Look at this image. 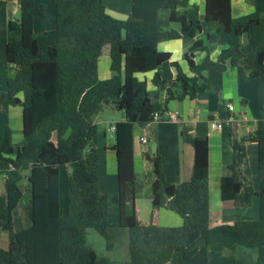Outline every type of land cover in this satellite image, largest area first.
<instances>
[{
	"label": "trees",
	"instance_id": "obj_1",
	"mask_svg": "<svg viewBox=\"0 0 264 264\" xmlns=\"http://www.w3.org/2000/svg\"><path fill=\"white\" fill-rule=\"evenodd\" d=\"M17 2L19 19L9 15L5 59L9 73L0 91V112L20 106L22 139L12 143V130L0 127V264H112L87 243L93 229L112 249L108 220L109 198L99 191L97 117L105 107L123 120L114 125L113 149L117 191L111 197L118 208L116 226L129 231V264H208L210 248L220 240L255 248V264H264V118L246 138L237 140L231 129L233 156L230 174L220 179V199L245 209L258 200L257 217L236 216L233 224L209 225V142L206 136L183 131L193 148L190 179L169 183L158 153H143L151 164L148 197L154 208L177 214L180 226L140 225L135 213H126L141 188L134 170L133 131L166 120L168 103L195 99L211 89L208 70L225 72L245 68L249 78L264 79V18L235 20L230 0H204L205 21L216 29L199 36L201 24L187 18L186 0H132L129 16H110L102 0H6ZM54 4L55 27L35 33L33 20ZM166 9L179 29L158 23ZM191 38L185 59L189 75L171 61L157 44ZM245 38L248 52L243 53ZM209 43L221 46L217 58L208 56ZM109 46L111 76L99 80L98 60ZM206 56L195 62L198 53ZM169 62L174 79L161 78L159 68ZM151 75L148 81L144 76ZM148 84L156 90L155 102ZM257 147L259 187L254 190L241 173L245 143ZM69 167L66 212L60 209L59 168ZM27 185L19 186L20 172ZM2 188V190H1ZM3 239V242L1 241ZM232 264H244L234 260Z\"/></svg>",
	"mask_w": 264,
	"mask_h": 264
},
{
	"label": "crops",
	"instance_id": "obj_2",
	"mask_svg": "<svg viewBox=\"0 0 264 264\" xmlns=\"http://www.w3.org/2000/svg\"><path fill=\"white\" fill-rule=\"evenodd\" d=\"M102 1L105 5L107 13L110 16L120 20H124L129 16L132 0ZM186 1L189 4L187 8V18L190 20L196 19L201 24V33L199 36H204L206 33L214 31L216 29V25L205 21L204 0ZM230 3L231 16L235 20L264 18V0H230ZM7 7H10L8 2L6 0H0V46L5 45V47L7 40V21L9 18L6 12ZM11 7H13V11L19 9L16 1L12 2ZM157 18L158 23L162 27L179 29V27H176L169 21V12L166 9L159 10ZM54 27V5L51 2H46L44 14L35 17L33 20V30L35 33H42L52 30ZM192 42L193 39L191 38L167 40L158 43L157 49L161 52L170 53V60L176 62L180 70L189 75V68L185 59V54ZM208 46V56L214 61L218 56L221 46L216 43H209ZM5 47H0V60L5 56ZM244 47L247 48V43L246 39L242 38L241 49ZM109 51V46H104L102 48L101 57L98 60V77L100 80H105L111 76L109 67ZM205 56L206 54L204 52L198 53L195 57V62L201 63ZM100 60H103L104 64H100ZM100 70L102 71V76L100 74ZM159 71L161 78L166 81L174 79L176 75V69L169 62L163 64L159 68ZM204 74L211 85L210 90L199 94L195 99L185 98L181 101L172 100L168 103V113L177 117L176 122L170 121L167 118L166 120H154L145 127L135 126L133 131L134 170L136 172L135 158L138 156L142 167L140 174L145 173L149 179L151 164L143 158V153L145 151H149L151 154L158 153L161 156L163 161V174L169 183L179 184L187 181L190 179L192 171L193 148L189 143L183 141L182 133L183 131H187L192 135L202 137L206 136L209 142V225L211 227L222 224L231 225L237 219L236 216L257 217L258 215L259 204L256 198H254L251 205L245 209H237L233 203L221 201L219 182L223 176L230 174L229 164L231 163L233 156L230 145L231 129L234 131L237 140H241L244 136L253 131L258 120L264 118V79L249 78L245 68L242 66L227 69L225 72L208 70ZM144 77L149 81L151 75H146ZM228 104L232 105V109L227 107ZM6 114L8 115L7 121L12 128L10 126L9 127L14 132L15 129H19L17 130L19 134V137L17 138L21 140V107H11ZM228 118H232L234 120L233 125H224L220 129L211 128L210 124L212 121H224ZM121 120H123L122 114L120 119L114 123ZM97 122L104 123L105 121L102 116L99 115L97 117ZM224 128L225 130H223ZM242 129L244 130L243 132L241 131ZM110 133H112V136L111 134H108L107 139L113 137V132ZM140 138L146 139V142H141ZM149 143L151 145L150 147L147 146ZM152 145L155 146V149H152ZM98 153L99 191L102 194H106L108 198H111L117 191L116 160L112 142L109 141V144H107L106 141L104 142L105 157L102 161L105 163L104 185L107 190H104V188L101 187L100 182L101 153L99 147ZM241 173L244 176L246 183L254 190H257L259 187L257 172V147L256 143L253 141L245 143V154L241 162ZM139 190H141V188ZM146 197L144 196L142 201L144 203V209L148 211V220H145L147 218L141 217L142 210L139 207L141 203V200L139 199L140 197H136L134 203L126 204L125 208L127 214H131L133 212L135 213L137 221L140 225L155 224L159 226L172 227L180 226L182 224V220L177 214L164 208H154L151 205L149 197ZM255 199L257 200V203H255ZM115 217H117L118 221V208L115 209ZM116 224L111 225L116 227L115 230L118 235L123 232L122 234L127 238L128 249L129 231L117 227ZM89 230H91L89 233L93 236V229ZM111 238L112 241H114L112 236ZM112 245L111 250L106 249L109 254L114 252L115 244L112 243ZM257 256V249L246 248L225 239L216 242L210 248L208 264H232L234 260H241L244 264H255ZM126 258L127 257L125 256L122 259V264L125 263L127 260ZM120 260V258H117V261Z\"/></svg>",
	"mask_w": 264,
	"mask_h": 264
},
{
	"label": "rangeland",
	"instance_id": "obj_3",
	"mask_svg": "<svg viewBox=\"0 0 264 264\" xmlns=\"http://www.w3.org/2000/svg\"><path fill=\"white\" fill-rule=\"evenodd\" d=\"M11 5H10V7H7V11H6L7 12V16H9L8 10H10L11 17L19 19V9H17L16 11H13V7H11ZM174 25L176 27H178V24L177 25L174 24ZM0 47L4 48L5 45L0 46ZM242 52L243 53H247L248 49L244 47V48H242ZM3 54H4V52H3ZM101 63H103V60H100V64ZM8 73H9V69H8L7 62H6V59H5V56H4L0 60V91H4L5 90V82H6ZM100 74L102 76V71L101 70H100ZM148 94H149V97H150L151 101L155 102L156 90L154 88H152L150 85H148ZM121 114L122 113H120L117 110H113L111 108L105 107L104 110L101 113V116H102V118H103V120L105 122L102 123V124H98L97 148L99 147L100 153H101L100 182H101V187L104 188V190H107V188L104 185V182H105L104 164L105 163L102 162L104 157H105V154H104V142L106 141V143L109 144V141H111L112 145H113V137L107 139L108 134L109 135L111 134V136H112V133H110L107 128L109 126V123H114L115 121L119 120L120 117H121ZM7 119H8V115L6 113L0 112V127L2 125L10 126L8 121H7ZM18 122H19V120H18ZM17 130H19V129H15V132L12 130V138H11V140H12L13 144L18 143L19 140H20V139L17 138V137H19V134H18ZM223 130H225V128ZM241 131L243 132L244 130L242 129ZM247 135L244 136V138H246ZM150 143L147 145L148 147L151 146ZM153 148L155 149L154 145H152V149ZM135 162H136V172H137V173L136 172L135 173L138 174V179L141 182V190H139L138 194H137L138 195L137 197H140L139 199L141 200V203L139 205L140 209L142 210V216L141 217L142 218H147L145 220H148V211L144 209V203H143L142 200L144 199V196L146 197L148 195V183H147V180H149V179H148V177H147V175L145 173H141L140 174V172L142 170V167H141V161H140L138 156L135 158ZM69 172H70V170H69V167H67V166H61L59 168L60 209H61V212L63 213V215L66 212V179H67V176H68ZM25 176H26V172L25 171H21L20 172L21 180L19 182V186L21 188H24L27 185ZM1 190H2V188H1ZM255 203H257V200L255 201ZM116 208H117V206L112 202L111 198L109 197V203H108L109 219L108 220H109L110 224H116L117 223V217H115V209ZM110 228H111V230H110ZM110 228H109V232L111 231L110 234H112L111 236L114 238V241H112V239H111V242L113 244H115V249H114V252L112 254H109L108 251L106 250L104 238L102 236H100L99 234H97L94 230H92L93 233H94L93 236H91V233H89V231H91V230H87L86 241L88 239V241H87L88 245L91 248H93L94 251L99 256H104L107 259L109 258L110 259V260L108 259L109 261H111L113 263L115 262L116 264L117 263L118 264H122V259L126 256L127 260L125 261L124 264H129V258H128L129 254H128V249H127V238L125 237V235L122 234L123 232L120 235H118L117 231L115 230L116 227H113V225H111ZM1 241L3 242V239ZM117 258H120L121 260L117 261Z\"/></svg>",
	"mask_w": 264,
	"mask_h": 264
},
{
	"label": "built area",
	"instance_id": "obj_4",
	"mask_svg": "<svg viewBox=\"0 0 264 264\" xmlns=\"http://www.w3.org/2000/svg\"><path fill=\"white\" fill-rule=\"evenodd\" d=\"M227 107H228L229 109H232V105H231V104H228ZM167 118H168L170 121H173V122H176V121H177V117H176L175 115L171 114V113H168V112H167ZM157 119H158V115L156 114V115L154 116V120H157ZM233 123H234V120H233L232 118H228V119H226V120H224V121L214 120V121L211 122L210 126H211L212 129H220V128H222L224 125H229V126H231V125H233ZM99 124H102V122H99ZM114 129H115V128H114V125L109 123L108 130H109L110 132H113ZM140 141L143 142V143H145V142H146V139H144V138H140ZM0 184H1V180H0Z\"/></svg>",
	"mask_w": 264,
	"mask_h": 264
},
{
	"label": "water",
	"instance_id": "obj_5",
	"mask_svg": "<svg viewBox=\"0 0 264 264\" xmlns=\"http://www.w3.org/2000/svg\"><path fill=\"white\" fill-rule=\"evenodd\" d=\"M12 4V2H8V5L10 6ZM9 15L11 14V12L8 10Z\"/></svg>",
	"mask_w": 264,
	"mask_h": 264
}]
</instances>
